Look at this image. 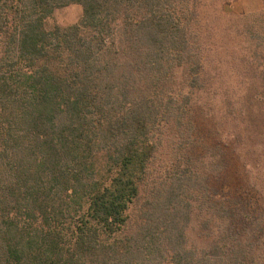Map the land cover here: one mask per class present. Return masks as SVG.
Segmentation results:
<instances>
[{
    "label": "trees",
    "instance_id": "1",
    "mask_svg": "<svg viewBox=\"0 0 264 264\" xmlns=\"http://www.w3.org/2000/svg\"><path fill=\"white\" fill-rule=\"evenodd\" d=\"M71 4L80 20L46 29ZM211 9L207 0H0V264H264V208L250 216L210 186L229 145L193 154L195 100L209 95L206 63L218 47ZM250 21L245 38L263 44ZM253 77L264 85V72ZM253 98L241 121L254 139H230L246 155L264 148ZM217 112L218 130L235 110ZM246 155L255 172L259 156ZM250 177L264 199V172Z\"/></svg>",
    "mask_w": 264,
    "mask_h": 264
},
{
    "label": "rangeland",
    "instance_id": "2",
    "mask_svg": "<svg viewBox=\"0 0 264 264\" xmlns=\"http://www.w3.org/2000/svg\"><path fill=\"white\" fill-rule=\"evenodd\" d=\"M207 1L212 3L211 13L207 16L209 20L207 24L212 26L209 31L212 36L210 41L214 44L216 42L218 47L216 57L209 56L206 63L207 79L210 80L211 84L209 95L206 97L200 95L201 99L195 100L197 101L194 109L195 122L198 134L193 154L195 156L202 155L208 147H213L217 143L229 145V147H222L225 160L224 169L218 177L211 179L210 186L222 199L229 201L232 205L236 207H239L240 204L241 206L244 205L251 216V213L257 214L264 208V199L261 198L262 200H260L261 196L254 193L252 177H250L252 173L253 175L257 173V176H260L264 172V148H250L252 152L254 150L253 154L246 155L247 145L244 149H238L230 145V139L234 136L245 141H248V136L254 139V132L250 133L252 130L249 133L246 130L243 131L246 124V122L241 121L244 116V99L254 97V100H258L250 120L255 124L260 123L262 119L264 120V98L260 96V93L264 91V85L258 87L253 85L255 80L253 75H260L264 72V57H262L264 55V42L261 43L263 46L259 45L255 38L248 42L242 27L244 18L249 16L251 28L264 36V30L261 31L264 29V1ZM81 16V7L71 4L56 9L52 16L46 20L45 27L46 29H51L54 26L66 27L77 23ZM215 29H217L216 35ZM247 59L249 60L248 65L245 63ZM250 62H252L253 67L250 66ZM212 93L223 104L216 106ZM259 100H262L261 104H258ZM228 103L231 106L228 107ZM228 109L235 110V113L224 117V119L222 117L218 131L213 114L216 111L218 114L220 112L227 114L229 113ZM223 111L225 112L223 113ZM243 155H246L249 162L259 156L260 166L255 169V172L254 169L243 165ZM256 170L258 171L256 172Z\"/></svg>",
    "mask_w": 264,
    "mask_h": 264
}]
</instances>
